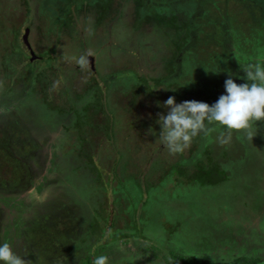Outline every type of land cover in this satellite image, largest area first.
Wrapping results in <instances>:
<instances>
[{
  "label": "rangeland",
  "instance_id": "1",
  "mask_svg": "<svg viewBox=\"0 0 264 264\" xmlns=\"http://www.w3.org/2000/svg\"><path fill=\"white\" fill-rule=\"evenodd\" d=\"M257 62L264 0H0V244L31 264H264V121L174 156L156 123Z\"/></svg>",
  "mask_w": 264,
  "mask_h": 264
},
{
  "label": "clouds",
  "instance_id": "2",
  "mask_svg": "<svg viewBox=\"0 0 264 264\" xmlns=\"http://www.w3.org/2000/svg\"><path fill=\"white\" fill-rule=\"evenodd\" d=\"M88 55L76 59L81 69L88 65ZM241 70L245 82L238 84L229 75L224 81V94L211 105L196 100L177 103L174 96H169L162 105L158 103L167 110L157 113L156 123L160 128L159 140L169 155L184 152L201 133L207 135L209 125L226 130V136L221 133L218 137L221 144L230 142L233 132L253 137V123L264 121V64L248 63ZM107 260L106 256H98L92 264H107ZM0 264H31V261L17 255L5 242L0 244Z\"/></svg>",
  "mask_w": 264,
  "mask_h": 264
},
{
  "label": "water",
  "instance_id": "3",
  "mask_svg": "<svg viewBox=\"0 0 264 264\" xmlns=\"http://www.w3.org/2000/svg\"><path fill=\"white\" fill-rule=\"evenodd\" d=\"M28 50V49H27ZM27 52H29V51H27ZM30 53V52H29Z\"/></svg>",
  "mask_w": 264,
  "mask_h": 264
}]
</instances>
